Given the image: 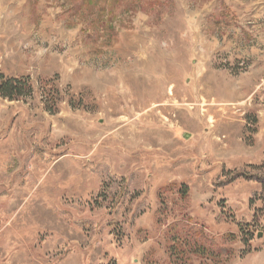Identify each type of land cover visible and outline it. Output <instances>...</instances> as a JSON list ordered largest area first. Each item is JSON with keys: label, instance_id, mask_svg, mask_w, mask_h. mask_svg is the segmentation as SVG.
<instances>
[{"label": "rangeland", "instance_id": "374dc122", "mask_svg": "<svg viewBox=\"0 0 264 264\" xmlns=\"http://www.w3.org/2000/svg\"><path fill=\"white\" fill-rule=\"evenodd\" d=\"M0 72V264H264V0H0Z\"/></svg>", "mask_w": 264, "mask_h": 264}, {"label": "trees", "instance_id": "16d2710c", "mask_svg": "<svg viewBox=\"0 0 264 264\" xmlns=\"http://www.w3.org/2000/svg\"><path fill=\"white\" fill-rule=\"evenodd\" d=\"M86 1L89 5L94 6L96 5L97 0H84ZM29 88V80L26 78H10L5 76L2 72H0V96L3 98L9 99L11 101L13 100H21L25 97L26 90ZM184 195H187V189L181 190ZM174 227H170L169 232H174ZM197 236V240L194 241V247H197L199 243L200 248L203 252H212L211 250H208L206 248L207 242L211 241L214 243L212 238H209L207 233L205 232V228H188L187 232L183 235L184 238L186 237H193ZM206 245V246H205ZM209 247V246H208ZM169 253L170 255L173 256L172 253V247L169 248ZM181 254H185L184 250L181 251ZM186 264H191L192 260L190 261H184Z\"/></svg>", "mask_w": 264, "mask_h": 264}]
</instances>
